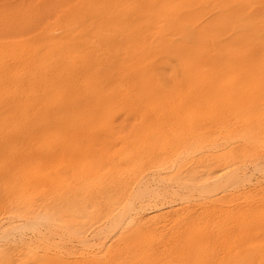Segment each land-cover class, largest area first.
<instances>
[{
    "label": "rangeland",
    "instance_id": "obj_1",
    "mask_svg": "<svg viewBox=\"0 0 264 264\" xmlns=\"http://www.w3.org/2000/svg\"><path fill=\"white\" fill-rule=\"evenodd\" d=\"M173 1L0 0V231L41 216L60 231L51 242L19 231L31 246L1 239L0 264H202L163 222L110 237L116 257L98 263L102 250L88 256L92 250L67 237L97 226L92 219L112 193L106 178L122 168L131 146L159 140L160 131L165 143L186 129L230 122L229 111L264 100V0ZM250 154L231 168L261 160ZM263 177L218 194L228 212L210 226L220 232L217 250L226 262L264 264ZM166 199L148 212L150 222L186 209ZM63 239L67 250L54 248Z\"/></svg>",
    "mask_w": 264,
    "mask_h": 264
},
{
    "label": "bare ground",
    "instance_id": "obj_2",
    "mask_svg": "<svg viewBox=\"0 0 264 264\" xmlns=\"http://www.w3.org/2000/svg\"><path fill=\"white\" fill-rule=\"evenodd\" d=\"M176 1H173V2H176ZM156 5L154 6L156 7ZM101 6L103 7V5ZM151 6L153 5L151 4ZM159 6H160V3H159ZM126 12H123V13L126 14ZM159 30L160 29H158V31ZM145 31L143 33L144 35H145ZM158 35L159 34L157 33V36ZM117 38H119V36ZM123 50H124V45H123ZM98 57H100L99 53H98ZM59 68L57 70H59ZM66 73L64 75H66ZM228 113H230V116H228L230 117V122L222 121L219 123H207L201 128L186 129V132L184 133L183 136L170 137V139L168 140L169 142H165V143H160V141L163 138H165L164 131H160L161 135H159V140L151 141L147 139H142L141 142L131 146L130 149L127 150L126 152L127 154L122 157V160H121V163L123 165L122 168H120V170L115 171L112 175L106 178L109 182L112 193L106 191L107 192L106 194L109 193L108 195L110 197V203L107 204L108 208L102 211L98 216H94L92 219V224L97 225V226L94 227L91 233L85 234V235L83 234L84 230L82 229L80 230L76 229L74 232L71 231L70 234L66 231L69 235V236L66 235L68 237V241L71 240L70 242H74L75 239L77 240L79 239L81 246L92 250L91 252H88V251L85 252V254L88 256L98 255L97 253L102 250L103 251L102 253L104 255L98 257L96 261L92 262V263H98L99 259L100 261H104L105 259H107V257H111L113 259L116 257L114 256V253H113V247L111 248V244L109 242L110 237H113L114 235H132L135 231L139 229H143V227L147 228L152 225L153 226L158 225L159 227V225L163 222L162 226L164 227L172 226L171 230H174L168 236L170 237L173 236L177 238V232L180 231L179 232L180 238H178V241L176 240L177 244L179 245L180 244L179 242H181L183 250L188 251L190 248H192L193 256H202L203 258L202 264H232L231 262H226L221 259L220 254L218 253V250H217L218 249L217 243L219 242L218 236L220 232L215 227L210 226V223L211 221L215 223L216 219L219 217L218 212H220L221 215H224V213L226 214L228 212L224 207H222L225 204H223V199L221 200L218 197L219 193H221L222 191L225 192L226 189L229 190L231 187L235 188L237 186L244 185L250 182L251 179L257 174L258 176L259 174L264 176V100L262 99L261 101H258L256 104L251 105V107L247 109L246 111L232 110V111H229ZM149 129H150V126H149ZM227 148L228 150L226 151L225 149ZM170 149L172 150L168 151ZM178 150H183V151L177 154L171 162V158L173 157L174 153H176ZM238 150L239 151L241 150L242 153H239ZM254 152H257V154L260 155L261 157L260 161H258L257 163H250V164L245 163L243 167H240V168H237V167L231 168V166L233 165L235 161L243 159L244 156L248 157L251 155L250 153H254ZM228 153H231V154H228ZM134 155H136V157H134ZM191 157H194V160H195L193 164H189V161H188V158H191ZM169 161L174 166L172 167L170 166L172 164H169L171 168H169L168 173L170 174L164 175L162 173H164L167 170V168H163L160 166H163V164H166ZM248 161L249 159H247L245 162H248ZM223 170H226V171L222 173L221 171ZM219 172H221V174L217 175V173ZM259 181H261V179ZM93 188L96 190L101 189V185H99L98 187L93 186ZM167 197L169 200L166 199V201L167 202L170 201L167 204H170L171 202L182 203L186 206V209L184 208L179 209L177 211L178 216L174 219H171L170 217H168V218H164V220L161 221L159 218L157 219V217L156 218L153 217L155 220L150 222L152 218L149 217V215H147L148 212H150L151 210L154 211L153 209H156L159 206L158 203H162L160 201H162V199H165ZM247 198H249V196ZM62 202H63L62 204L63 207L61 206V208L63 209L65 208V205L67 204L68 199H66L65 197H62ZM161 205L163 206V203ZM85 216L86 215H84V217ZM8 217L12 218L10 216ZM22 217L20 216L19 218L21 219ZM33 220H35V218L32 219L30 217L29 219H26L24 221L19 220L20 222L17 221L15 223L9 224L8 226H6V228L0 231V240L1 239L8 240L11 242L15 241L16 239L18 240L19 235L17 236V233L19 231L22 235H26V233L25 234L23 233L26 231L27 232L30 231L40 236V238H42L43 240L49 239L50 241L52 238H54L53 240H57L55 236L60 231L57 230L56 227L54 228L53 224H51L52 222H50L48 218L46 217L44 218L43 216H41L36 221H33ZM44 227L47 229V233L43 232V229L45 230ZM75 227H78V226H75ZM212 227L215 229H213ZM62 228H65V227H62ZM35 234H34V237H35ZM62 236H65V235L62 234ZM22 238H19V239H22ZM60 239H61V235H60ZM24 240H27V239L24 238ZM40 240L41 239H39V241ZM63 240H64L62 241L63 243L61 242L60 244H58V242L61 241L59 240L58 242L56 241V244L58 245L54 244L55 247L53 245L52 246L56 249H58L59 247L63 250L64 249L67 250L68 246L66 245L68 243L65 242L66 241L65 239ZM20 243L22 244V241ZM27 243L29 244L30 241L28 242L27 240ZM2 244L3 243H1V245ZM13 244L14 242L12 243V245ZM15 244H16V241H15ZM34 244L36 243L34 242ZM73 244H71V246ZM74 245L76 249V244ZM80 245L78 243L77 246H80ZM33 246L35 247L36 245H33ZM43 247L46 248V246H43ZM49 247L50 246H48L47 248ZM1 248H4V247H1ZM38 248L42 249L40 247ZM49 250H52V248L51 249L49 248ZM72 250L68 251V253L69 252L71 253ZM65 252L67 253V251ZM62 253L61 255L64 254ZM73 254H75V252ZM158 261L159 259H156L154 261V264H159ZM188 261L189 260H187L184 263L189 264ZM138 263L139 261L135 262V264H138Z\"/></svg>",
    "mask_w": 264,
    "mask_h": 264
}]
</instances>
